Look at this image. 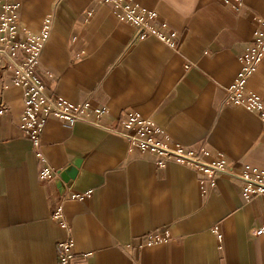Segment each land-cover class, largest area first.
<instances>
[{"label":"crops","instance_id":"0c3cea01","mask_svg":"<svg viewBox=\"0 0 264 264\" xmlns=\"http://www.w3.org/2000/svg\"><path fill=\"white\" fill-rule=\"evenodd\" d=\"M20 36L50 35L36 75L48 93L70 103L106 106L104 123L120 131L128 113L151 119L175 143L219 153L234 168L264 171V127L242 107L224 106L239 57L249 46L264 0H133L174 33L134 41V29L93 0H18ZM247 90L264 104V59ZM0 264H55L64 231L51 217L61 204L74 241L72 264H264V195L245 202L241 185L218 177L201 193L194 170L129 147L112 133L49 119L41 152L51 179L20 129L23 90L0 59ZM74 171L69 186L60 172ZM204 189H208L207 181ZM91 191L84 201L65 200ZM213 229L221 235V248ZM169 238L145 245L148 235Z\"/></svg>","mask_w":264,"mask_h":264},{"label":"built area","instance_id":"2783aa9c","mask_svg":"<svg viewBox=\"0 0 264 264\" xmlns=\"http://www.w3.org/2000/svg\"><path fill=\"white\" fill-rule=\"evenodd\" d=\"M237 3L240 0H235ZM98 5L110 7L117 21L127 23L134 29V41L155 37L162 43L174 47L175 34L169 37L163 34L166 24L158 20L157 12L140 7L133 0H93ZM18 0H0V59L11 76L12 85L23 90V112L20 117V129L31 142L33 152L39 162L38 178L51 179L52 168L41 152V135L49 119L65 122L69 125L83 123L112 133L124 139L129 147L141 152H148L156 159L158 167L175 163L194 170L199 175L201 193L206 194L216 185L218 177L225 176L241 185L242 197L249 202L253 197L264 195V171L249 166L234 168L228 165L223 155L201 148L192 151L173 142L151 119L143 118L138 113H128L118 121V131L104 123L108 109L104 105H92L90 102L73 104L57 95L48 93L42 81L36 75L41 51L50 35L51 20L45 18L39 33L34 36H20L18 22ZM264 59V19L255 21L249 46L239 57L240 70L235 81L228 87L222 107H242L255 114L264 127V104L258 96L247 90L250 77ZM5 105L0 98V117L4 115ZM207 181L208 189H204ZM91 191L72 192L62 198L65 200L84 201L91 196ZM51 219L64 231L65 238L57 244L55 264H72L74 259V241L70 227L60 204ZM221 248L222 237L213 229ZM264 233V226L256 229L254 235ZM169 238L167 230L148 235L145 245L161 243Z\"/></svg>","mask_w":264,"mask_h":264},{"label":"water","instance_id":"95a60500","mask_svg":"<svg viewBox=\"0 0 264 264\" xmlns=\"http://www.w3.org/2000/svg\"><path fill=\"white\" fill-rule=\"evenodd\" d=\"M73 174H74V171L72 168H68V169L60 172L58 175L59 184L69 186L70 182L72 180Z\"/></svg>","mask_w":264,"mask_h":264}]
</instances>
